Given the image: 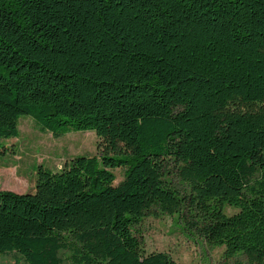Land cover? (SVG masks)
Segmentation results:
<instances>
[{"label": "trees", "instance_id": "obj_1", "mask_svg": "<svg viewBox=\"0 0 264 264\" xmlns=\"http://www.w3.org/2000/svg\"><path fill=\"white\" fill-rule=\"evenodd\" d=\"M23 114L95 131L100 154L0 189V253L188 264L144 248L159 210L225 246L220 264H264V0H0V156Z\"/></svg>", "mask_w": 264, "mask_h": 264}, {"label": "rangeland", "instance_id": "obj_2", "mask_svg": "<svg viewBox=\"0 0 264 264\" xmlns=\"http://www.w3.org/2000/svg\"><path fill=\"white\" fill-rule=\"evenodd\" d=\"M19 130V136L2 140L7 153L0 156V189L32 192L40 165L59 170L75 156L100 154V138L93 130H72L55 137L49 131H41L34 118L27 114L21 115ZM114 173L117 184L124 179L126 168H115ZM170 179L181 193L189 191L175 169ZM226 211L232 214L238 209L228 205ZM138 231L148 252L168 251L175 260L188 264H220L222 261L225 246L211 245L196 232L188 230L180 213L151 211Z\"/></svg>", "mask_w": 264, "mask_h": 264}, {"label": "crops", "instance_id": "obj_3", "mask_svg": "<svg viewBox=\"0 0 264 264\" xmlns=\"http://www.w3.org/2000/svg\"><path fill=\"white\" fill-rule=\"evenodd\" d=\"M0 264H25L14 253H0Z\"/></svg>", "mask_w": 264, "mask_h": 264}]
</instances>
